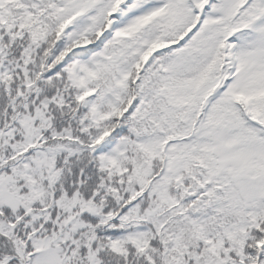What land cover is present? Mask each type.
Instances as JSON below:
<instances>
[{
  "label": "snow or ice",
  "instance_id": "obj_1",
  "mask_svg": "<svg viewBox=\"0 0 264 264\" xmlns=\"http://www.w3.org/2000/svg\"><path fill=\"white\" fill-rule=\"evenodd\" d=\"M0 264H264V0H0Z\"/></svg>",
  "mask_w": 264,
  "mask_h": 264
}]
</instances>
